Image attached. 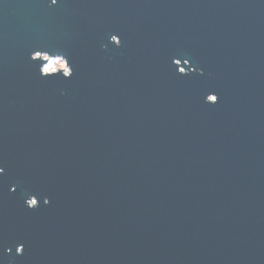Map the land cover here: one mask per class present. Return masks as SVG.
I'll list each match as a JSON object with an SVG mask.
<instances>
[{
  "label": "water",
  "instance_id": "95a60500",
  "mask_svg": "<svg viewBox=\"0 0 264 264\" xmlns=\"http://www.w3.org/2000/svg\"><path fill=\"white\" fill-rule=\"evenodd\" d=\"M50 3L0 0V264H264V0Z\"/></svg>",
  "mask_w": 264,
  "mask_h": 264
},
{
  "label": "rangeland",
  "instance_id": "374dc122",
  "mask_svg": "<svg viewBox=\"0 0 264 264\" xmlns=\"http://www.w3.org/2000/svg\"><path fill=\"white\" fill-rule=\"evenodd\" d=\"M66 65L62 60L59 59H50L48 60L47 65L44 67V71L51 72L55 71L56 69H65Z\"/></svg>",
  "mask_w": 264,
  "mask_h": 264
},
{
  "label": "clouds",
  "instance_id": "9594fccd",
  "mask_svg": "<svg viewBox=\"0 0 264 264\" xmlns=\"http://www.w3.org/2000/svg\"><path fill=\"white\" fill-rule=\"evenodd\" d=\"M51 3H55V0H51ZM51 3H50V6H51Z\"/></svg>",
  "mask_w": 264,
  "mask_h": 264
},
{
  "label": "snow or ice",
  "instance_id": "6c2138e0",
  "mask_svg": "<svg viewBox=\"0 0 264 264\" xmlns=\"http://www.w3.org/2000/svg\"><path fill=\"white\" fill-rule=\"evenodd\" d=\"M197 71H199V70H197ZM0 171H3V169H2V168H0ZM46 203H47V201H46Z\"/></svg>",
  "mask_w": 264,
  "mask_h": 264
},
{
  "label": "built area",
  "instance_id": "2783aa9c",
  "mask_svg": "<svg viewBox=\"0 0 264 264\" xmlns=\"http://www.w3.org/2000/svg\"><path fill=\"white\" fill-rule=\"evenodd\" d=\"M66 69V68H65Z\"/></svg>",
  "mask_w": 264,
  "mask_h": 264
}]
</instances>
